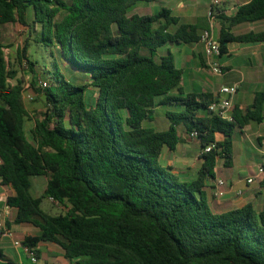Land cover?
<instances>
[{"label":"trees","instance_id":"1","mask_svg":"<svg viewBox=\"0 0 264 264\" xmlns=\"http://www.w3.org/2000/svg\"><path fill=\"white\" fill-rule=\"evenodd\" d=\"M154 1L0 0V27L27 25L32 10L40 42L59 47L98 90L88 107L87 85L64 75L48 76L45 88L33 83L44 111L28 134L23 87L10 81L17 72L0 40V178L13 189L6 203L15 211L7 225L37 228L23 246L39 255L41 243L56 244L72 264H264V204L215 213L205 195L219 161L232 166L235 132L264 122V90L245 109L234 105L232 121L209 111L220 90L184 92V70L168 46L201 43V26L181 22L167 8L130 15L136 4ZM218 17L220 58L229 43H264V31L234 32L264 21V0ZM18 58L35 65L27 48ZM172 104L181 110L166 113V130L144 125ZM194 132L201 165L195 179L185 180L161 160ZM212 143L216 147L202 153ZM45 199L64 212H46Z\"/></svg>","mask_w":264,"mask_h":264},{"label":"crops","instance_id":"2","mask_svg":"<svg viewBox=\"0 0 264 264\" xmlns=\"http://www.w3.org/2000/svg\"><path fill=\"white\" fill-rule=\"evenodd\" d=\"M249 1L250 0H221L222 5L219 8L220 14L218 16L224 15L230 17L233 15L234 9L237 7V5L248 3ZM154 2H161L163 8L171 10L172 16L179 18L183 23L193 25L199 24L201 26V34H203L207 27L210 28L212 24L208 18L210 6L209 0H156ZM148 8V5L146 8H144V6H141V4L138 3L130 9V13L131 15L146 14V12L142 13L141 9ZM159 11H155V13ZM217 22V28H215V22L213 24V32L218 38L220 29L222 27V18H219ZM236 30H239L238 33L264 31V21H259L253 24H242L235 27L234 32ZM199 44H202V42ZM168 47L175 54L176 61L178 60V55H181V63L186 64L190 62V65L185 69L177 63L178 67L184 70L185 82H196L197 80L200 81L202 75L204 72H206V67H208L203 46L202 48H199L197 44H192L170 45ZM165 49L167 50V48ZM216 60L220 65L226 68V75L221 76L224 81L218 85L219 88L220 86L224 85L239 84L240 90V87H242L243 84L248 83L249 92L252 94H255L257 91L264 90V43H229L228 54L222 58L217 57ZM38 80L39 78L37 77V81ZM252 101L249 103L240 101L236 103L234 102L233 98V105L237 104L241 109H245L252 103ZM247 129L252 132L251 143L253 147L257 152H261L264 155V122L259 124L257 128L253 126H247L244 131L246 132ZM187 139L188 138H186L183 143L179 144L174 151L166 149L162 155L161 162L166 167H172L173 171L180 175L182 179L193 180L197 176V172L201 163L198 166H192L191 164L199 160L198 156L201 152L198 153V155L195 153V151L192 152V154H188L186 150L190 147V143L187 144ZM181 146H183V149L181 155H179L178 149H180ZM219 169L220 168H217L216 172ZM255 174L253 173L247 178ZM215 179L218 178L215 176L214 179L207 180L205 189V195L208 199L209 205L211 204L215 213H223L232 209L242 208L250 202H252L257 209H260L263 206L264 174L261 175L253 184H247L246 179H240L238 181L233 179H224L227 182L228 187L225 197L221 199L216 198L214 194ZM13 194V189L9 186L2 185L0 178V220L1 213L7 204V199ZM14 215L15 211L12 209L7 222H11L14 218ZM9 228L13 232V239L3 236L0 230V264H33L29 255L22 248L17 247L14 243V240L22 242L26 236H36L39 234V232H31L28 225H11ZM43 244L41 243L38 246L39 255H37V264H43L42 261L44 264H72L65 258L61 247L51 243L53 246L47 248L45 253L40 248V246ZM12 249H15L19 253V262H16L10 257L9 253Z\"/></svg>","mask_w":264,"mask_h":264},{"label":"rangeland","instance_id":"3","mask_svg":"<svg viewBox=\"0 0 264 264\" xmlns=\"http://www.w3.org/2000/svg\"><path fill=\"white\" fill-rule=\"evenodd\" d=\"M141 6L148 5V9H141V12L146 14H153L155 11H159L163 8L161 2H151V3H140ZM140 12V13H141ZM131 15V13H130ZM62 16H59L60 19ZM218 19L215 21V28H217ZM236 33L239 30L235 31ZM41 39V25L39 23L35 24V17L32 10L28 13L27 25H21L19 23L15 24H7L0 27V40L7 47L5 49L6 59L9 65L16 70L17 76L14 79H11V83L20 84L23 87V97L25 101V105L30 113V118L26 121V131L29 134L30 130L34 127L35 119L40 117V114L44 111V100L42 96L37 94L33 88L32 84L35 83L36 86H39V80H47L48 76L59 75L69 80L70 82L77 85H87V89L85 92V101L88 107L93 106L98 96V90L91 86L89 83L91 81L90 76L83 70H79L76 67H73L70 64H67L63 58L62 51L59 47H46L40 42ZM203 44V43H202ZM197 44L199 48L204 49V45ZM22 48H27V58L30 62L35 63L34 67L28 65L27 61L22 59L23 65L18 58V50ZM166 49H163L162 53H165ZM178 61V62H177ZM176 62L178 65L183 67L184 69L190 65L189 63H181L182 56L178 55V60ZM180 63V64H179ZM56 69L59 70V74H55ZM224 75H226V68H223ZM50 72V73H49ZM190 75V73L188 72ZM209 74V75H208ZM37 77L39 80L37 81ZM213 81H212V80ZM224 79L221 76L214 75L211 73L210 68L206 67V72L202 75L200 81L196 82H185L183 80L182 86L184 92L191 91H213L215 93H219L221 88L218 87L221 83H223ZM52 82V79H51ZM219 88V89H218ZM32 97L33 99H30ZM254 94L249 92L248 83L243 84L238 90L236 96H234V102L238 103L244 102L249 103L253 100ZM181 107L177 104L167 105L159 107L155 114V119L153 122H145L144 125L146 127H152L157 130H166L168 128V120L166 118V113L168 111L171 112H179ZM256 128L258 127L256 124L254 125ZM251 135L248 129L245 132L237 130L234 134V151H233V162L231 167H225L223 165V161L220 160L218 163V168H220L216 172V178L221 179H233L238 181L240 179H246L248 176L253 173H257L260 166L264 165V155L261 152H257L251 143ZM190 143V147L186 150L188 154L195 153L198 155L200 153L199 144L193 140L192 138L187 139V144ZM183 146L178 149L179 155L182 153ZM198 161V162H197ZM191 165H199L201 160H197ZM197 163V164H196ZM165 166L164 164H162ZM36 191L38 195H42L45 187V180L37 179L35 181ZM210 196V194L208 193ZM209 203V202H208ZM43 209L52 214L57 215L59 213H63L64 209L55 203H53L50 199H45L42 205ZM212 211H214L213 207L210 204ZM29 230L31 232H39V230L33 226H29ZM43 244V243H42ZM45 244V246H44ZM40 246V248L45 252L46 249L52 247L51 243H44ZM46 253V252H45ZM10 257L14 259L16 262H19V253L12 249L9 253ZM44 264V262L42 261Z\"/></svg>","mask_w":264,"mask_h":264},{"label":"built area","instance_id":"4","mask_svg":"<svg viewBox=\"0 0 264 264\" xmlns=\"http://www.w3.org/2000/svg\"><path fill=\"white\" fill-rule=\"evenodd\" d=\"M210 6L208 11V18L212 22L209 29L205 30L202 34L201 42L204 45V51L205 56L207 60V65L210 68L211 73L218 76L224 75L223 66L219 64V62L216 60L217 57H220L221 55V46L219 43L218 38L213 32V24L220 14L219 8L222 5L221 0H209ZM39 86L41 88H45L49 86L48 80H39L38 81ZM239 90V84H233V85H224L220 89V95L213 103L209 105V111L218 115L220 118L228 121H232V111H233V98L236 96ZM30 99H33L30 97ZM191 138H196L197 133L194 132L190 136ZM216 147L215 143L210 144L208 147L204 148L202 153H208L211 152L212 149ZM264 174V165L260 166L258 169V173L247 178L246 183L247 184H253L255 181ZM227 182L224 179L218 178L215 179V189L214 194L215 197L218 199L224 198L227 191ZM53 201L52 199H50ZM12 208L6 204L4 207L2 213H1V220H0V230L2 232V235L5 237H9L13 239V232L7 225V220L10 217ZM14 243L17 247L22 248L30 257V260L33 264H37L38 262V256L34 252V250L24 247L22 242L15 241Z\"/></svg>","mask_w":264,"mask_h":264}]
</instances>
